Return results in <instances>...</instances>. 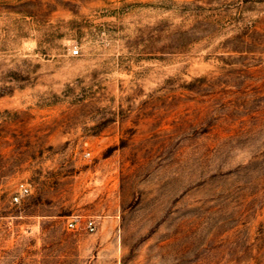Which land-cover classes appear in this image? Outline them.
Returning a JSON list of instances; mask_svg holds the SVG:
<instances>
[{
    "label": "rangeland",
    "instance_id": "obj_1",
    "mask_svg": "<svg viewBox=\"0 0 264 264\" xmlns=\"http://www.w3.org/2000/svg\"><path fill=\"white\" fill-rule=\"evenodd\" d=\"M0 264H264V0H0Z\"/></svg>",
    "mask_w": 264,
    "mask_h": 264
},
{
    "label": "built area",
    "instance_id": "obj_2",
    "mask_svg": "<svg viewBox=\"0 0 264 264\" xmlns=\"http://www.w3.org/2000/svg\"><path fill=\"white\" fill-rule=\"evenodd\" d=\"M74 54H79V49H74L73 51ZM30 193V188L27 184L21 183L19 186V192L17 195L14 196V202H20L21 197L24 195H28ZM78 218H74L68 222V227L70 228H75L78 224ZM86 227L90 232H95L97 229V223L95 220H88L86 223Z\"/></svg>",
    "mask_w": 264,
    "mask_h": 264
}]
</instances>
